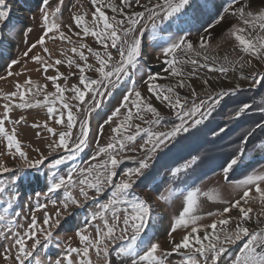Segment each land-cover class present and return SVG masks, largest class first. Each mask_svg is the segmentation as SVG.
<instances>
[{"label":"snow or ice","instance_id":"snow-or-ice-1","mask_svg":"<svg viewBox=\"0 0 264 264\" xmlns=\"http://www.w3.org/2000/svg\"><path fill=\"white\" fill-rule=\"evenodd\" d=\"M64 0H58L55 8L50 7V0H41V13L43 34L23 53L25 57L33 52L37 46L45 44V37L53 34H59L61 40H68L73 44L71 37L62 31L60 22L61 7ZM191 0H149L148 5H143V11L126 9L133 8V5L140 6V0H120V5L106 3L105 0H91L94 8L91 16L92 20L89 24L85 20L87 13H77L73 15V19L77 27L82 28L83 35H92L103 46V56L101 50L93 49L85 43H80L78 51L76 46L71 48L73 53H77L80 60L84 64H76L79 69V83L82 87L73 85L71 88L62 87L57 80L63 74L58 73L56 76L47 77L53 82L55 91L46 92V85H37L27 78L23 84L17 82L15 90L3 95L5 102L2 105L3 115L0 116V137L7 141L8 154L13 157L18 154L22 163L18 164L15 169H10L0 161V172L17 173L13 182H18L23 177L18 173L24 172L25 169H36L48 160L49 156L58 151L67 152V156H60L54 159L52 167L56 168L64 163L65 159H72L76 154L82 152L88 144L89 136V121L83 119L77 121L74 115L73 107L76 112H86L89 116L93 111L101 105V99L106 94H111L109 89L115 87L120 82L121 77L131 78L140 68V57L142 54V37L145 34L148 23H141L145 19L151 23L153 32L157 29V21L163 23L165 20H170L174 15L180 14L190 6ZM254 0H248L245 4L244 0H227V6L223 8L215 17L213 23L208 25L203 35H201L196 46L187 36H180L178 39L168 43L162 50L164 63L168 65L165 69L170 76L176 78V84L161 85L155 83L160 78V73L149 72L146 77V83L150 93L155 95L157 100L166 103L169 109L175 116V120L169 124L165 123L167 118L161 115V112L151 102V96L145 98L139 90L130 89L128 94L123 97L120 105L115 108L111 115L104 121V125L111 126L115 123V127L111 128L112 136L110 142L104 146H99L98 150L92 156L93 161L86 167L70 169L66 175H53L52 182L47 185V193H54L63 189V199L60 201L63 212L60 208L55 212V219L44 212L42 221H38L35 214L31 215V221L27 228H22L20 231H12L11 225L15 224L14 219H9L6 215L0 214V221L6 222L8 231L11 233V242L8 247L0 248V258L5 261V264H26V261L33 257L34 252L40 246L47 247L54 236L53 229L61 224V219L64 213H68L70 205L76 208L84 207L88 202L96 203V211L92 212L85 220V225H91L95 230V237L88 233L87 227L77 228L76 236L79 238L81 247H72L69 245L66 249V255L63 259H56L53 264H92L89 255L90 250H94L97 258L103 254L104 264H111L109 242L116 245L117 241L125 242L116 247L117 255L131 258V264H165L166 259L173 253L181 254L183 259L181 264H219L220 258L227 252L226 245L235 244L242 237H247V242L240 249V252L232 259L231 264H264V221L259 217L255 220L256 227L249 228L247 222L251 220V207H246L250 200H259L264 204V172H252L247 174L233 184L236 188L242 190V195L239 199L232 201L228 207H225L222 212L215 215L223 217L225 213H230L233 209H237L240 213L234 227L229 230L226 226L229 224L231 217L213 220L210 225L198 224L201 219L195 214L198 198L201 195L199 189L186 190L182 211L174 220L169 236H172L177 229H188L178 242L175 238L169 239L168 243L172 245L171 251L161 252L159 242H153L150 238L145 239L148 223L152 218L153 205L139 193L134 191L136 180L133 177L139 178L143 175V170L149 168L148 160L158 151L167 148L170 143L175 141L181 134L190 133L197 130L198 126L202 125L206 120L213 116L216 107L222 102L223 98L233 95L240 91V85L237 84L233 88L220 89L219 92L207 95L206 99H200L196 102L198 94L195 88L185 80L183 71L184 65H191L192 71L188 72L189 77L196 74L197 68H211L219 73L226 74L229 71H236L237 65L240 71V76L244 79L251 77L253 83L250 87H255L264 82V71H256L251 68V61L240 63L239 61H229L224 57V63H221L217 68L215 62L217 57L210 55L212 33L210 29L216 27L225 21L230 14L238 19V23H233L228 29V36L234 38L237 42L240 51L258 61H264V35L257 34L256 36L246 35L250 29L259 30V33H264V8L259 11H248L246 9L252 6ZM106 9H110L114 14L109 17L106 14ZM10 15V8L7 0H0V24H3ZM119 17V18H118ZM240 24L243 27L239 26ZM70 27V26H68ZM29 28L27 32H31ZM80 32L76 33L79 37ZM110 42V43H109ZM117 49L119 59L115 64L112 63V54L107 50L108 47ZM82 49H87L88 53L95 56L98 67H94L88 63V56ZM43 52L48 53L47 47H43ZM202 57L203 63L200 58ZM32 61L42 65L44 69L52 67L48 64L44 57L40 54H34L31 57ZM243 59V57H241ZM212 61L213 63H209ZM19 60H12L9 64L8 76L13 75L10 70L13 65L19 64ZM63 61L57 59L55 64H61ZM69 65L75 63V60L69 59ZM246 64L249 66V72L245 74L243 71ZM85 69L94 70L99 73L98 79H92L85 75ZM21 72L15 73L16 76L21 75ZM115 78V79H113ZM2 79V78H0ZM203 85L206 88L210 87L208 79L203 80ZM187 87L190 91V97H181L176 91L177 88ZM104 89V91H101ZM69 91L72 96L71 101H76L75 105L69 103L65 98V92ZM43 93V100H36L35 105L30 102L28 95L33 97ZM86 94L88 96L86 100ZM191 106L189 107V100ZM60 104L59 110L56 105ZM43 105L47 107V112L52 117V122L56 125H65V128L57 131L51 127L46 120L42 127L51 133L53 139L47 145L48 153L45 155L39 148L34 149L38 155L36 159H30L28 154L22 150L21 142L17 139L16 128L13 127L9 131L5 127L6 121L14 125H19L23 117L19 120H10L9 113L13 108L26 109L33 106ZM131 105V106H130ZM252 105L243 103L235 110V117H241L247 110H250ZM124 110L122 114L121 110ZM135 109V111H133ZM258 111L264 113V107ZM56 116H53V114ZM66 113V120H65ZM150 116V118H148ZM119 123H116V119ZM141 121L137 123L135 121ZM79 124L78 132L73 141V128ZM104 125H101L103 131ZM33 127H41L34 124ZM164 127L166 130L159 131L156 128ZM256 129H264V122L257 123L254 128L250 129L243 137L238 153L231 157L223 166L224 177L227 180L229 173L240 162L245 155L244 144L251 137ZM225 131V128H219L218 132H213V135H218ZM142 141L138 147H134L137 138ZM70 141H72L70 143ZM264 147V144L261 145ZM14 150V151H13ZM125 151L143 153V158L139 159L138 166L129 167L123 172H119V166L124 160H136L134 155H124ZM3 155V153H0ZM199 157H192L182 167H178L171 172L173 179H179L181 172H186ZM72 189H78L81 199H77L73 194ZM8 191L5 187H0V193ZM90 191L94 195H90ZM110 191L106 201L100 202L99 197ZM176 189L169 184L168 187L158 193L157 199L167 201L171 198ZM47 193L45 195H47ZM203 195L213 198L208 193ZM37 197L40 193L36 194ZM56 204L55 200L50 201ZM11 204L9 203V208ZM46 205L37 202L36 208L46 209ZM9 208H4L3 213H8ZM71 215V213H68ZM209 215H213L209 213ZM264 216V213H261ZM220 225L219 232L217 227ZM202 232V235H201ZM4 235V233H0ZM5 239L8 236L5 235ZM29 242L30 246H29ZM15 249V252H13ZM159 253V254H158ZM72 254H76L79 258L74 262ZM199 257V258H198Z\"/></svg>","mask_w":264,"mask_h":264},{"label":"rangeland","instance_id":"rangeland-1","mask_svg":"<svg viewBox=\"0 0 264 264\" xmlns=\"http://www.w3.org/2000/svg\"><path fill=\"white\" fill-rule=\"evenodd\" d=\"M105 2H110L118 6L120 5V0H105ZM152 2H155V0H152ZM244 3L247 4L248 0H244ZM7 4L10 8V15L3 24H0V78H2L0 79V116L3 115L2 105L7 102L3 99V95L14 91L17 82L23 84L24 80L29 77L37 85H46V92L55 91L53 82L48 80L47 77L56 76L58 73L63 74L57 80V83L62 87L71 88L73 85L82 87L79 83V69L76 67V64L83 65L84 61L80 60L77 53L71 51L73 46L78 48L80 43H85L93 49L101 50V55L103 56V46L99 41L92 35H83L82 28L77 27L72 18L74 14L87 13L85 20L90 24L92 20L91 13L94 11L91 0H64L63 2L60 14L62 31L71 37L74 42L73 44H70L68 40H61L59 34H55L54 38L50 39L49 37L53 36V34L50 33L49 36L45 37V44L43 46L38 45L33 52L29 53L28 57H25L23 53L43 34L41 13L39 11L41 0H7ZM57 4L58 0H50V7L55 8ZM148 4L149 0H140V6L133 5V8L126 9V11H143L142 6ZM226 6L227 0H191L190 6L182 13L174 15L170 20H165L163 23L157 21L158 26L155 32H153L151 28V23L146 20L147 13L145 14V19H143L141 23H148L149 26L142 37V54L140 57L139 70L136 71L131 78L121 77L120 82L116 84L115 87L109 89L111 94H106L104 97L100 98V107L93 111L90 116L86 112H76L75 107H73V112L77 117V121L83 119H88L89 121L90 131L86 148L82 152L76 154L72 159H65L64 163L56 168L52 167L54 159L60 156L66 157L67 152L58 151L53 153V155L49 156L48 160L40 167L39 171L36 169H25L24 172L18 173L23 177L18 182H13L15 175H17L15 171L0 172V187L8 189V191L0 193V214H4L9 219L15 220V224L11 225L13 232L22 230L21 227L18 226L27 228V225L31 221L32 214L36 215L38 221H42L45 211H47L53 219H55V212L58 208L63 212L60 204V201L63 199V189L54 193H47V185L52 182V176L54 174L64 176L72 168L78 170L91 163L99 162L100 158H98L97 161H93L91 158L98 150L99 146H104L106 143L110 142L112 136L111 128L116 126L115 123L111 126L104 125V121L111 115L112 111L120 105L123 97L128 94L130 89L139 90L145 98L151 96V102L161 112V115L167 118L165 123L170 126L171 122L175 120V116L166 103L157 100L155 95L149 92L148 85L145 82L147 74L149 72L160 73V78L155 81V83L161 85H175L176 82H171L170 79L167 78L169 74L165 72L168 65L164 63V57L162 55L163 48L180 36H187L188 39L193 41L194 46H196L198 38L204 34L208 25L213 23L214 17L219 12H222L223 8ZM261 8H264V0H254L252 6L246 10L259 11ZM105 11L109 17L114 15L110 9H106ZM233 23H238V19L229 14L224 22L210 29L213 38L210 42L211 48L209 54L217 57L215 67L218 68L221 63H224V57L226 56L229 61H239L240 63L250 60L251 68H254L258 72L264 71V61H258L247 54H243L234 38L228 36V29ZM239 26L243 27L242 24ZM29 28L32 29L31 32H27ZM77 32L81 33L79 37L76 36ZM245 34L253 37L257 34L264 35V33H259L258 29H250ZM43 47H47L49 52H43ZM79 50L81 49L78 48V51ZM107 50L112 54V63L115 64L119 59L117 49L109 46ZM82 51L88 56V63L92 64L94 67H98L95 56L88 53L87 49H82ZM34 54H40L48 64H52L53 66L45 70L42 65L31 60L30 57ZM241 57H243V59H241ZM57 59L63 61V63L55 64V60ZM69 59L75 60V63L69 65ZM12 60H19L20 63L11 67L10 70L13 75L8 76V66ZM200 60L201 63H203L202 57ZM209 63L213 62L209 61ZM182 67L186 82L190 83L198 94L197 103H199L200 99H206L207 95L219 92L222 88H233L237 84L240 85V90H249L248 93H244V95L241 94V99H235L236 96L233 97L232 95L224 97L222 102L216 107L213 116L209 118L210 121L212 120L213 122H220L216 121L220 119L217 112H219L224 103L243 100V98L252 101L256 99L258 93L264 94V82L255 87H250L253 83L251 77L248 79L242 78L238 65L236 71H229L226 74L219 73L211 68L200 67L195 70L196 74L191 77H189L187 73L192 71V66L184 65ZM249 70V66L246 64L243 71L247 74ZM17 72H21L22 74L16 76L15 73ZM85 75L92 79L99 78V73L94 70L85 69ZM205 79H208L210 82L209 88L203 85V80ZM101 91H104V89H101ZM176 91L181 97H190V91L187 87L177 88ZM71 96V92H65V98L69 100V103L72 105L78 103L76 101H71L69 99ZM28 98L30 102L35 105L36 100H43L44 94L41 93L34 97L29 94ZM87 98L88 96L86 94V100ZM190 106L191 99L189 100V107ZM56 107L59 110V102H57ZM133 111H135V109H133ZM121 112L123 114L124 110L122 109ZM231 114V118L235 119L234 112ZM53 116H56V114L54 113ZM21 117H23V120H21L19 125H14L6 121L5 127L9 131H11L13 127L16 128L17 139L21 142L22 150L28 154L30 159L38 158L34 150L36 148H39L42 153L47 155V145L51 143L54 138L58 139V137H53L51 133H48L47 130L42 127L43 123L47 120L49 125L56 128L57 131L64 129L65 125H56L53 123L52 117H50L47 112V107L43 105L26 109L14 107L9 113L10 120H19ZM148 118H150V116ZM263 119L264 114L260 120ZM208 120L204 123H207ZM135 122L142 123L139 120ZM116 123H119L118 119H116ZM34 124L41 125V127H33ZM101 125H104L103 131H101ZM200 126H198V128ZM78 129L79 124L77 123L73 128V141L75 140ZM155 130L164 131L166 128L159 127ZM194 131L195 130L190 133L181 134L175 141L170 143L167 148L155 153L148 160L149 168L143 170V175L139 178L133 177V179L136 180L134 191L145 197L153 205L152 218L148 223L145 239L150 238L153 242H159L161 245V252L165 250L171 251L172 245L168 243L169 239L174 237L175 240H180L188 230L180 228L172 233L171 237L169 236L174 220L182 211V205L187 194L186 190H200L201 195L198 198V204L195 210V214L201 217L197 222L198 224L210 225L213 220L228 218L230 216L231 220L226 227L231 230L237 218L240 216L239 211L233 209L230 213H225L223 217L215 214L222 212L232 201L239 199L242 195V190L236 188L233 182L243 179L245 175L252 172H264V147H261V145L264 144L263 141L253 149V152L245 154L242 157L238 165L229 173L227 180L222 170L215 174H211V176L204 177L202 180H197L202 173L199 159L186 172H181L179 179H173L171 172L178 167H182L192 158L172 165L176 162L171 159L178 155V153L183 152L184 143L188 144V139L185 138L182 141L181 136L187 137ZM71 142L72 141H70V143ZM139 143H142V141L138 137L134 147H138ZM189 144L192 145L191 147H195V144L191 142ZM187 151L188 147H186L185 152ZM0 153H3V155H0V161L10 169H15L18 164L22 163L18 154H16L15 157L8 154L7 141L2 137H0ZM123 154L134 155L137 159L124 160L119 166V172H123L129 167L138 166L139 159H142L144 155L139 151H125ZM233 174H239L240 177L237 180H230ZM169 184L176 189L174 195L167 201L157 199L158 193L164 191ZM72 191L77 199L82 200V197L79 196L78 189H72ZM37 193H40L39 197L36 196ZM46 193L47 195H45ZM203 193H208L213 198L210 199L209 196L203 195ZM90 195H94V193L90 191ZM109 195L110 191H106L99 197V201H106ZM52 200L56 201L55 205L50 202ZM37 202L45 204L47 206L46 209L38 210L36 208ZM9 203L11 204L10 208ZM245 206L252 208V212L250 213L251 220L247 222V226L254 229L256 227L255 220L258 217L264 221V216L261 215V213H264V204H261L257 199L250 200L249 204ZM4 208H9L8 213H3L2 210ZM96 210V203L94 202H88L81 208L70 205L68 213H71V215L64 213L60 226L53 229L54 236L51 243L47 247H38L33 257L26 261V264H53L56 259L64 258L66 249L69 245L72 247H81L79 238L76 236L77 228L87 227L88 233H91L94 238L95 230L90 224L86 226L85 220ZM209 213L213 215H209ZM220 227L221 226L218 225V232ZM0 233H4V235H0V248L8 247L11 242V233H9L8 226H6V222L4 221H0ZM5 235L8 236V239H5ZM247 239V237H242L241 240L237 241L235 244L226 245L228 250L221 256L219 264H231L232 259L240 252V249L247 242ZM30 243L31 242H29V246ZM122 243L125 242L117 241L116 245H112L109 242L111 264H131V258L117 255L115 249ZM183 251L184 250H182L181 254L173 253L166 259L165 264H181ZM13 252H15V249H13ZM89 255L92 264H104L103 254H101V257L98 259L95 251L90 250ZM72 258L74 262L79 259L76 254H72ZM0 264H5L2 258H0Z\"/></svg>","mask_w":264,"mask_h":264},{"label":"trees","instance_id":"trees-1","mask_svg":"<svg viewBox=\"0 0 264 264\" xmlns=\"http://www.w3.org/2000/svg\"><path fill=\"white\" fill-rule=\"evenodd\" d=\"M248 92V89H241L232 96H236L235 99H241V94L244 95V93ZM263 97L264 94L258 93L256 99L252 101L243 98V100L224 103L219 112H217L220 119H217L216 121L220 122H213L209 119L207 123H203L202 126L187 137L181 136L182 141L187 138L188 144L191 142L195 144V147H191V144L188 145L184 143L183 152L178 153V155L171 159L176 162L172 165L181 163L191 157H199V165H201L200 169L202 170V173L197 180H202L204 177L211 176V174L221 171L225 163L238 153V149L241 146L243 137L246 133L254 128L257 123L264 122V119L260 120L264 113L258 111L259 108L264 107ZM243 103L252 105V108L247 110L239 118H231V113L235 112V110H237ZM219 128H225V131L214 136L213 132H218ZM263 141L264 129H256L254 134L249 137L244 144L245 154L253 152V149ZM186 147H188L187 152H185ZM239 177V174H233V177H231L230 180H237Z\"/></svg>","mask_w":264,"mask_h":264},{"label":"bare ground","instance_id":"bare-ground-1","mask_svg":"<svg viewBox=\"0 0 264 264\" xmlns=\"http://www.w3.org/2000/svg\"><path fill=\"white\" fill-rule=\"evenodd\" d=\"M163 76H164V75H163ZM167 78L170 79L171 82H172V81H173V82H176V78H175V77H172V76L168 75ZM177 240H178V239H177ZM177 240H176V241H177ZM178 241H179V240H178ZM178 241H177V242H178Z\"/></svg>","mask_w":264,"mask_h":264}]
</instances>
